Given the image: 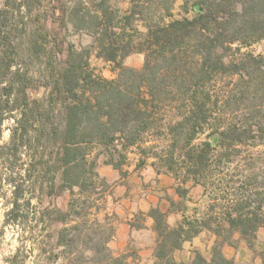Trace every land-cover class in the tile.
I'll return each mask as SVG.
<instances>
[{"label":"trees","instance_id":"16d2710c","mask_svg":"<svg viewBox=\"0 0 264 264\" xmlns=\"http://www.w3.org/2000/svg\"><path fill=\"white\" fill-rule=\"evenodd\" d=\"M12 1L13 10L11 0L0 5V135L9 115L16 123L9 158L28 147V170L42 169L51 193H83L89 181L98 193L99 184L111 187L96 169L102 151L137 145L182 179L181 199L191 184L210 198L204 216L184 212L176 225L160 207L148 210L157 232L156 263L237 264L223 245L239 232L253 246L264 227V149H257L264 145V57L243 50L264 38V0H182L183 13L194 12L182 17L174 14L176 0H130L124 12L118 0L62 2L61 25L93 34L97 56L116 68L113 78L93 72L90 50L66 44L45 22L30 31L21 51L26 38L21 34L19 41L12 19L22 16V2ZM40 1L24 4L31 9ZM132 52L145 54L141 68L124 63ZM28 59L44 67V97L30 95L38 85L23 66ZM93 148L99 149L94 157ZM119 154L115 160L111 152L106 162L119 169L125 157ZM12 184L16 208L20 183ZM170 203L171 210H183L177 200ZM75 205L69 203L70 213L86 216ZM62 213L57 220L64 222ZM204 229L217 236L211 255L195 249L189 261L178 260L183 243ZM99 234L94 226L64 228L60 245L68 249V264H128L127 254L109 246L114 226L107 238ZM261 256L264 263V250Z\"/></svg>","mask_w":264,"mask_h":264},{"label":"rangeland","instance_id":"374dc122","mask_svg":"<svg viewBox=\"0 0 264 264\" xmlns=\"http://www.w3.org/2000/svg\"><path fill=\"white\" fill-rule=\"evenodd\" d=\"M4 1L0 0V5ZM18 1L19 3L22 2L20 3L22 16L17 12L15 14L16 22L12 19V24L17 27V33L20 34L17 38H21V34L22 37L24 35L26 38L25 44L21 45V51L25 50L27 45H29L30 31L33 29L39 31L45 22L46 28L50 31L52 30L53 33L59 34L60 39L64 40L66 44L73 42L78 49L87 48L90 50V67L93 72L108 78L116 76L117 71L114 64L97 56L96 50L93 47L94 37L88 29L75 30L72 27L66 28V26L61 25L62 2L66 0H41L40 3L37 2L36 6L31 9L24 4V2L29 3L30 0ZM11 2L10 8L13 10L14 1L11 0ZM118 3L122 12L131 5L130 0H118ZM181 6L182 0H176L173 11L177 17L194 15L193 11L183 13ZM140 27L142 28V26ZM16 41L18 42L17 39ZM43 41L45 40L40 39V45H43ZM47 47H50V45ZM243 50L264 57V38L245 46ZM144 62L145 54L143 52H132L124 59L126 65L136 68H141ZM19 65L21 64L16 63V66ZM23 66L29 67L30 74L34 76V86L38 85L37 88L31 89L30 95L35 98L46 96L48 90L44 85L45 80L40 77L41 73L39 70L44 68L40 61L35 59L32 62L28 59ZM15 125L14 118L9 115L2 125V133L0 135V264H68L67 256H65V250L68 249H64L60 245V233L66 227L94 226L99 230V236H102L104 239L107 238L110 232V226H114L115 228L119 223L118 216L113 212V200L109 195H111L115 188L121 187L126 189L125 194H127L128 190L130 188L132 189L134 185L139 186L142 184L144 174L141 171L147 165L153 166L156 172L159 171V173H163L164 176L174 180L165 189L166 192L161 195L165 201L170 203L172 198H178L177 207L183 208V210L179 211H182V213L186 212L189 215L204 216L207 212L210 198L203 194V189L200 185H198V188H189L187 196L181 199L176 192V187L179 183H182V179H177L175 174L160 164V161L151 152L143 153L137 145L128 147L127 149L118 147L119 150L117 151L104 150L99 155L96 168L98 172L99 165H108L110 170H115L119 173V176L110 182L111 187L109 190L104 189L99 184V188L97 189L98 193H95L94 186L89 181L88 189L83 193H80L77 188L75 190L76 194H73V191L69 189L61 194H58V192L51 193L50 182L41 176L43 175L42 169L38 170L37 167L34 169L32 166L28 170L30 166L28 165L27 158L31 152L28 147L18 149L17 155L12 156L11 159L9 158L11 149L8 145ZM150 138L153 139L155 137L151 136ZM257 149H264V145L258 146ZM97 151H99L98 148H93L91 156L94 157ZM120 151L125 154V157L118 169L112 164L107 163L106 160L110 158L111 152L115 160L120 158ZM155 162L157 164L156 166L154 164ZM46 164L52 165L54 164V160L52 159ZM51 174L53 173L50 172L49 176H52ZM13 180L20 183L18 206L16 208L12 206V202L16 197L12 184ZM61 185L62 180L59 174H57L55 188L58 190ZM149 186H155V184H150ZM171 188H173L172 192L170 191ZM152 190L154 191V188ZM71 201L76 204L74 209L84 211L85 214L87 213L86 216L84 214L83 216L80 215V217L72 215L69 211V203ZM89 205L93 206L89 207ZM60 212H63L62 214L66 216V221L57 220ZM147 212L138 210L134 223L140 225L145 224L149 217ZM89 231L86 229L85 233ZM201 241L205 248L204 252L209 256L208 250L212 244L211 237L205 235ZM233 241L236 242L239 240L233 239ZM255 244L256 241L254 240L252 248L254 258L256 255H261L262 252ZM194 249V247L184 249L178 253L177 259H187L189 250L191 251L190 255L192 257ZM92 252L87 251L86 254L90 256ZM121 254H127L128 264H138V247H132L130 245L129 250L121 252Z\"/></svg>","mask_w":264,"mask_h":264},{"label":"crops","instance_id":"0c3cea01","mask_svg":"<svg viewBox=\"0 0 264 264\" xmlns=\"http://www.w3.org/2000/svg\"><path fill=\"white\" fill-rule=\"evenodd\" d=\"M100 175L105 177L107 181L111 182L119 176V173L115 170H110L108 165H99ZM144 174L143 181L139 186H135L128 190L121 187L115 188L111 193L110 198L113 200V207L116 215L118 216L119 223L115 226L114 239L110 241L109 245L115 254H121L129 250V246L138 247L137 261L138 264H157L155 257V246L157 241V232L155 230V221L149 216L145 224H135L136 214L138 210L148 211L151 207H160L162 210L167 211V219L171 225H176L183 215L182 211L171 210V203L165 201L161 195L166 192V188L173 183V179L164 176L163 173L156 172L155 168L151 165H147L142 169ZM146 175V176H145ZM157 183V184H156ZM155 184V186H149ZM190 188H198V185H189ZM154 188V191L152 189ZM173 191V188L170 189ZM172 199L177 200L174 197ZM208 235L211 237V247L209 248V256L211 255V249L217 236L209 230H202L195 235L191 240H187L183 243V248L175 253V257L178 258V253L186 248L194 247L200 250L204 255L205 248L202 244L203 236ZM233 239H237L232 244L225 243L223 245L224 254L233 258L237 264H264L261 255L253 256V246L241 236L239 232H235ZM257 247L264 250V227H260L257 231L255 238ZM194 249V250H195ZM193 250V251H194ZM191 251H188V257L182 258L183 260H190Z\"/></svg>","mask_w":264,"mask_h":264}]
</instances>
